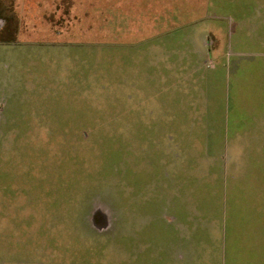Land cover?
Returning <instances> with one entry per match:
<instances>
[{"label": "rangeland", "instance_id": "obj_1", "mask_svg": "<svg viewBox=\"0 0 264 264\" xmlns=\"http://www.w3.org/2000/svg\"><path fill=\"white\" fill-rule=\"evenodd\" d=\"M16 2L32 15L0 43V264H119L122 166L153 132L138 117L167 115L146 103L167 84L152 50L211 34L253 67L227 104L261 106L264 0Z\"/></svg>", "mask_w": 264, "mask_h": 264}, {"label": "crops", "instance_id": "obj_2", "mask_svg": "<svg viewBox=\"0 0 264 264\" xmlns=\"http://www.w3.org/2000/svg\"><path fill=\"white\" fill-rule=\"evenodd\" d=\"M15 5L0 0V43L32 15ZM198 35L152 50L167 84L157 75L146 103L167 115L138 117L153 132L122 166L119 264H264V104H227V76L253 67Z\"/></svg>", "mask_w": 264, "mask_h": 264}]
</instances>
